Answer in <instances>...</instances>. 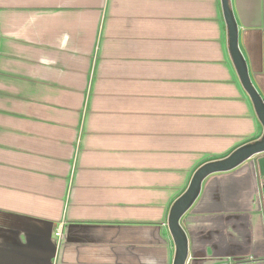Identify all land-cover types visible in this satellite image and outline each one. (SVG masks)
<instances>
[{"label": "crops", "instance_id": "1", "mask_svg": "<svg viewBox=\"0 0 264 264\" xmlns=\"http://www.w3.org/2000/svg\"><path fill=\"white\" fill-rule=\"evenodd\" d=\"M230 5L264 100V0ZM262 132L220 0H0V264H172L194 171ZM180 224L185 264H264V152Z\"/></svg>", "mask_w": 264, "mask_h": 264}, {"label": "water", "instance_id": "2", "mask_svg": "<svg viewBox=\"0 0 264 264\" xmlns=\"http://www.w3.org/2000/svg\"><path fill=\"white\" fill-rule=\"evenodd\" d=\"M221 10L228 34V48L240 83L248 95L263 132L259 139L246 143L224 158L206 162L193 173L184 192L173 202L167 218V226L175 246L172 264H185L188 255L186 234L180 219L200 192L202 181L210 174L231 170L252 156L264 152V100L252 85L248 69L238 45V27L230 0H220Z\"/></svg>", "mask_w": 264, "mask_h": 264}, {"label": "built area", "instance_id": "3", "mask_svg": "<svg viewBox=\"0 0 264 264\" xmlns=\"http://www.w3.org/2000/svg\"><path fill=\"white\" fill-rule=\"evenodd\" d=\"M56 236H57V237H60V230H57V231H56Z\"/></svg>", "mask_w": 264, "mask_h": 264}]
</instances>
